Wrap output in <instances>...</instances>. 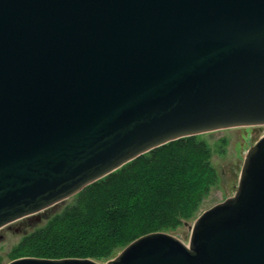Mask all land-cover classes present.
<instances>
[{"label":"water","instance_id":"95a60500","mask_svg":"<svg viewBox=\"0 0 264 264\" xmlns=\"http://www.w3.org/2000/svg\"><path fill=\"white\" fill-rule=\"evenodd\" d=\"M261 126L264 0H0V230L169 142ZM189 229L7 264H264V132Z\"/></svg>","mask_w":264,"mask_h":264},{"label":"trees","instance_id":"16d2710c","mask_svg":"<svg viewBox=\"0 0 264 264\" xmlns=\"http://www.w3.org/2000/svg\"><path fill=\"white\" fill-rule=\"evenodd\" d=\"M200 135L145 153L77 193L73 205L12 249L23 258L112 259L135 239L189 221L217 180Z\"/></svg>","mask_w":264,"mask_h":264},{"label":"rangeland","instance_id":"374dc122","mask_svg":"<svg viewBox=\"0 0 264 264\" xmlns=\"http://www.w3.org/2000/svg\"><path fill=\"white\" fill-rule=\"evenodd\" d=\"M263 132L264 126H261L232 128L200 135V139L205 141L211 151L210 161L216 171L217 180L210 188L209 194L202 200L198 211L187 221V226L181 225L178 228L183 232V235H176L178 239L187 243L190 234L189 227L195 219L203 211L234 195L244 157L251 146L259 140ZM74 200L75 198L71 197L43 211L40 213V221L37 223L24 218L1 229L0 264L9 263L11 261L12 249L25 236L37 228L45 226L54 216L73 205ZM175 231L169 233L176 234ZM121 250H116L112 257H115Z\"/></svg>","mask_w":264,"mask_h":264}]
</instances>
